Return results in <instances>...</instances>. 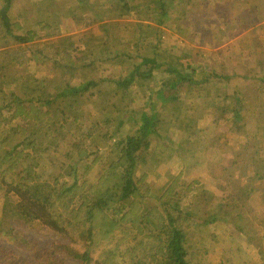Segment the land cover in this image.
Returning <instances> with one entry per match:
<instances>
[{"label":"trees","instance_id":"1","mask_svg":"<svg viewBox=\"0 0 264 264\" xmlns=\"http://www.w3.org/2000/svg\"><path fill=\"white\" fill-rule=\"evenodd\" d=\"M5 1L0 8V226L8 221L25 228L38 225L64 239L65 244H51L46 264H65L66 260L79 264H189L187 234L198 220L180 205V178L167 175V185L149 195L142 190L137 174L139 165L146 162L143 153L149 152L151 138L160 136L154 109L175 103L180 86L190 93L195 86L218 77L211 73L195 81V69L181 63L186 55L161 50V26L181 33L186 25V12L177 10L182 0H102L103 15L111 20L104 26L103 36H89V51L95 49L98 54L81 67L84 75L71 84L66 71L73 63L64 64L55 52L51 79L46 74L32 75L26 85L1 72L9 65L30 62L24 52L40 36L44 23H50L45 25L51 30L49 37L59 35L60 0H39L36 5L43 18L40 13L34 24L40 29L24 33L8 16L9 0ZM179 23L182 25L174 29ZM122 27L130 30L131 38L122 37ZM110 47L118 50L113 53ZM48 53L36 50L30 55L37 56L39 64L48 59ZM134 57L139 61L124 76L87 75L95 71V62L122 68ZM157 73L162 75L160 83L148 86ZM106 81L113 85L111 90L103 89ZM13 83L23 90L22 96L5 88ZM132 94H144L140 106L134 107L137 101ZM239 113L237 105L232 118H239ZM126 123L130 129L121 136ZM45 140L58 151L51 150L55 155L50 148H41ZM86 143L91 146L89 151L82 150ZM92 153L94 160L89 159ZM86 164H98L99 171L92 177L95 182L80 191L87 183L86 175L80 174ZM204 196L203 192L196 198ZM218 211L205 212L198 226L221 220ZM259 246L264 264L263 245ZM100 249V258L93 261L92 253Z\"/></svg>","mask_w":264,"mask_h":264},{"label":"rangeland","instance_id":"2","mask_svg":"<svg viewBox=\"0 0 264 264\" xmlns=\"http://www.w3.org/2000/svg\"><path fill=\"white\" fill-rule=\"evenodd\" d=\"M38 1L9 0L8 16L22 29L20 33L40 29L34 24L40 13L42 17L36 5ZM102 2L60 0L59 35L49 37L51 30L45 25L50 23H44L40 36L24 52L30 62L9 65L1 73L25 85L27 77L32 75L46 74L51 79L52 56L58 52L64 64L73 63L71 69L64 70L66 78L74 84L84 75L81 69L84 63L98 54L95 49L89 51V46L92 48L89 36H103L104 26L111 20L104 17ZM6 3L0 0V8ZM178 7L177 10L186 12L183 17L186 25L181 33L168 25L161 26V50L186 55L181 63L183 66L189 63L188 67L195 69V81L211 73L218 77L210 78L199 87L200 91L195 86L189 93L185 86H180L175 103L154 109L160 136L151 138L149 152L143 153L146 162L137 168L141 188L151 195L152 190L167 185V175L180 178L183 184L178 189L182 197L180 205L183 210L195 213L198 220L196 224L191 223L187 234L189 264H261L258 250L260 244L264 249V0H182ZM179 25L182 24L174 29ZM121 31L124 39L131 38L129 29L122 27ZM36 50H48V59L36 64L37 56L30 55ZM110 50L114 53L118 49L110 47ZM138 61L134 57L122 68L110 62L102 66L95 62V71L87 75L116 79L126 75L131 64ZM161 79L162 75L157 73L147 85L156 86ZM112 87L107 81L103 84L104 90ZM5 88L23 95L17 84H6ZM132 97L138 102L133 106L138 107L144 94H132ZM237 105L240 117L232 118ZM123 129L121 136L128 132L130 125L126 123ZM50 145L45 140L41 148L47 149ZM90 147L86 143L82 150L89 151ZM51 154L55 155L52 151ZM89 157L94 160L96 155L92 153ZM91 164L80 170L87 181L80 186V191L95 182L92 177L99 171L98 164ZM203 192L202 199L206 197V200L196 198ZM216 211L221 220L204 228L198 226L205 212ZM54 242L66 243L46 228L38 225L25 228L8 221L0 226V264H46V253L51 251ZM100 253L101 249L92 253L93 261L100 258ZM65 264L79 263L66 260Z\"/></svg>","mask_w":264,"mask_h":264},{"label":"crops","instance_id":"3","mask_svg":"<svg viewBox=\"0 0 264 264\" xmlns=\"http://www.w3.org/2000/svg\"><path fill=\"white\" fill-rule=\"evenodd\" d=\"M178 96H179V94H178ZM178 99V98H177ZM215 101V100H214ZM228 159H226V160H223V161H221V162H224V161H227ZM220 169V168H219ZM221 170V169H220ZM187 207H189V206H187ZM216 223V222H215ZM206 227V226H205ZM188 239V238H187Z\"/></svg>","mask_w":264,"mask_h":264}]
</instances>
